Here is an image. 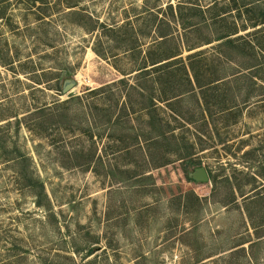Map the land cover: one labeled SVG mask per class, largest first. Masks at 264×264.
I'll return each mask as SVG.
<instances>
[{"label": "rangeland", "instance_id": "1", "mask_svg": "<svg viewBox=\"0 0 264 264\" xmlns=\"http://www.w3.org/2000/svg\"><path fill=\"white\" fill-rule=\"evenodd\" d=\"M252 1L0 0V264H264Z\"/></svg>", "mask_w": 264, "mask_h": 264}, {"label": "trees", "instance_id": "2", "mask_svg": "<svg viewBox=\"0 0 264 264\" xmlns=\"http://www.w3.org/2000/svg\"><path fill=\"white\" fill-rule=\"evenodd\" d=\"M263 4H264V0H254L250 2L249 5L246 7L248 8L246 9L247 12H249V10H252L254 7L260 8V14L258 15V17L249 16L245 21V25H248L249 27L253 28L252 31H247L244 34H238V35H236L237 31L224 35H218L216 40L224 39V41H222L219 44L221 46L227 45L234 48L238 47L239 45H248L251 49L257 48L262 53V57L264 59V11L262 7ZM231 35L234 36L231 37ZM174 60H176V58L169 60L167 62H172ZM190 180L192 179L190 178Z\"/></svg>", "mask_w": 264, "mask_h": 264}, {"label": "water", "instance_id": "3", "mask_svg": "<svg viewBox=\"0 0 264 264\" xmlns=\"http://www.w3.org/2000/svg\"><path fill=\"white\" fill-rule=\"evenodd\" d=\"M76 85L75 80H66L62 85V92H68L72 87ZM188 176L196 182H206L209 180V175L204 166L195 167L192 172L188 173Z\"/></svg>", "mask_w": 264, "mask_h": 264}]
</instances>
